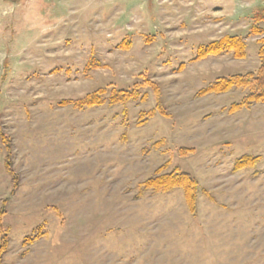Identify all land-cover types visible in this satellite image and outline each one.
I'll list each match as a JSON object with an SVG mask.
<instances>
[{
    "label": "rangeland",
    "instance_id": "rangeland-1",
    "mask_svg": "<svg viewBox=\"0 0 264 264\" xmlns=\"http://www.w3.org/2000/svg\"><path fill=\"white\" fill-rule=\"evenodd\" d=\"M259 12L264 0H0L2 264H264V103L202 94L259 68ZM229 34L246 57L196 60ZM245 156L258 165L236 171ZM174 171L199 184L195 214L180 188H141Z\"/></svg>",
    "mask_w": 264,
    "mask_h": 264
},
{
    "label": "trees",
    "instance_id": "trees-1",
    "mask_svg": "<svg viewBox=\"0 0 264 264\" xmlns=\"http://www.w3.org/2000/svg\"><path fill=\"white\" fill-rule=\"evenodd\" d=\"M254 18L257 20L256 22H264V12L256 13ZM253 29L256 33H264L263 28L255 27ZM244 40L245 38L243 37L229 34L219 40L208 42L207 44L200 46L196 51V60L206 59L211 56H219L224 53H230L233 54L234 57L242 59L247 56V46ZM260 43L262 44L259 50L261 63L257 70L249 71L244 74L236 73L229 77L226 76L219 78L214 84L203 90L202 94L212 92L220 94L231 91L232 89H243L248 92V95L242 103L235 104L233 108L236 109L238 107L249 106L252 103H264V37L261 39ZM137 97L138 91L135 89L132 91L113 92L110 98H102L100 92H95L87 95L83 99L67 100L63 102V104H72L78 109H84L86 107L102 106L108 101H110V104L127 102L132 99H137ZM0 140L5 148V159L10 160L11 144L1 129ZM258 162L259 157L245 156L237 161L234 169L237 171L246 168H254L258 165ZM6 168L10 174L13 173L9 164L6 165ZM141 188L157 193L169 192L173 189L180 188L184 191L185 199L191 213H196L199 184L188 172L174 171L157 175L143 182ZM2 213L3 212L0 213V221ZM7 245L8 238L4 236L0 243V264H2L3 253L7 248Z\"/></svg>",
    "mask_w": 264,
    "mask_h": 264
}]
</instances>
